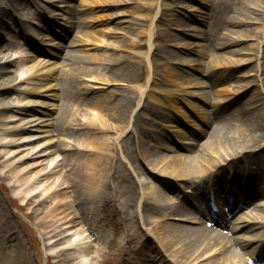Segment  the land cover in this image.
<instances>
[{
    "label": "bare ground",
    "instance_id": "obj_1",
    "mask_svg": "<svg viewBox=\"0 0 264 264\" xmlns=\"http://www.w3.org/2000/svg\"><path fill=\"white\" fill-rule=\"evenodd\" d=\"M27 1L28 4L30 2L33 7L38 8L37 0ZM181 1L176 2L181 3ZM211 1L207 0L205 4L210 5ZM132 2L133 0H116L112 6H123ZM142 2L151 11L158 7V12L149 15L154 25L147 36L146 51L139 49L134 52L140 61V69L137 67V62L130 57L117 61L109 59L104 62L113 80L119 79L130 84V87L128 91L120 90L99 99L97 106L89 108L84 122L80 124L78 105L85 102L89 94L96 90V84L93 83L98 81L97 78L88 79L85 71L78 68L65 69L66 71L61 74L63 76L60 79L66 86L64 89L76 90L72 111L67 101L60 106L61 108L56 104L62 99L56 90L63 88L54 81L57 80L58 70L71 62L70 54L63 53L65 49L73 47L81 49L84 47L83 42L73 38L70 44L63 47H59L56 40L52 41L50 47L47 45L68 3L65 0H42L43 10L36 14L28 9L25 1L0 0V29H4L3 23L10 15H13L12 23L16 26L10 32L7 46L14 45L12 53L20 57L16 66L21 77L17 106H10L8 101H10L9 93L13 91V78L6 75L12 60L2 62L0 56V149L3 153L0 174L3 175L6 171L12 196L20 199L22 204L27 200L26 205H35L36 202L31 200L38 195L53 200L54 206L46 215L40 213L41 216L38 218L42 223L46 247L50 249L62 245V249L56 255L60 261L56 264H75L78 258L71 257V251L82 256V254L88 255L92 250L87 245L90 236L84 238L79 228L86 216L94 210L95 202L104 195L105 190H110L108 178L104 173L109 172L112 160L115 158L111 138H108L111 131L108 123L112 122L118 137H122L123 145L130 146L131 152L127 154V158L133 162L135 169L146 175L148 177L146 179L151 180L153 186L152 191L145 192L141 198L139 211V223L147 231L143 237H150L154 244L149 248V253L145 254L146 257L148 255L151 258L142 260L137 257L131 264H249L248 259L256 254L255 247L258 255L256 258L253 257L257 260L261 259L264 257V233L262 234L264 162L262 166L253 168L251 177L244 179L237 189L231 186L226 192L225 200L228 198L227 201L231 205L235 203V207L230 211L221 205L218 207L211 198L215 194V186L219 187V182L224 183L228 180L231 185L236 177L241 179V165L248 166L246 161L253 153L264 152V103L258 106L261 107L260 114L255 112L256 106L249 109L240 106L233 110V107L244 97L241 95L249 92L251 83L237 85L230 91L216 89V86L232 77V69L252 63L253 60L232 59L226 62V65L215 62L212 75L207 76L211 82L191 78L185 85L193 92L184 96L179 95L172 87L181 83L182 73L178 70V66L186 65L187 61L182 60L173 65L169 59L173 53L168 48L185 49L189 54L198 55L199 47L193 42L175 44L177 39L171 34L167 36L162 29L159 34L155 33L157 23L161 19L159 14L167 9L162 6L163 0H142ZM175 4L172 1L168 11L174 10ZM206 5L205 9L209 6ZM245 7L244 11H234V16L228 20L231 26L251 24L254 23L252 15H264V9L260 4L248 3ZM19 9L18 13L14 12ZM192 10H187V13L190 14ZM216 10L214 9V12ZM89 12L86 8L77 9L78 22L75 23L73 20L76 17L71 18L69 34L73 33L77 23H81L82 27H90ZM210 15L204 13L194 18L193 23L204 26ZM29 19L34 23H29L27 21ZM182 25L184 24L176 23L178 28ZM183 31L184 33L191 31L194 34L187 37L203 41L204 30L192 27L184 28ZM262 34L258 42L260 47L256 61L262 59L264 31ZM229 35L225 43L216 46L218 49L233 48L246 40ZM166 38L169 40L167 41ZM171 40L174 43L169 44ZM99 47L102 46L95 43L88 50L95 51ZM205 47L208 48L207 45ZM229 53L234 56L240 54L241 50ZM219 57L225 60L222 56ZM59 59L62 60V64ZM86 62L92 63L90 60ZM146 62H149L153 68L152 79H146L148 74ZM100 80L106 84L110 83V80L104 77ZM259 81L260 77L257 76L255 82ZM259 86L262 92L263 88ZM227 92H231V95L226 96ZM200 103L212 105L210 112ZM174 114L181 120H176ZM146 120L160 127L166 126L168 133L171 134L169 142L176 146V150H172L167 144L160 148L163 151H173L177 153L176 156L165 155L161 160L154 158L150 142L155 139L154 133L157 129L156 126L148 125ZM164 121L169 122L163 125ZM216 121L218 125L212 128L211 133L205 131ZM189 122L192 126L188 124ZM189 126L192 127L193 132L190 138L186 134ZM201 127H204V130ZM208 134L210 137L207 141L200 143V138H206ZM77 135L81 143L79 150H83L81 155L87 151L88 140L95 141L93 149H96V152L86 165L81 159L71 165L68 164V158L73 152L74 137ZM185 135V139H180ZM197 146L202 150L192 154ZM181 152L187 153L186 157L180 155ZM146 162L152 169L144 167ZM236 165H239L238 168L233 170V166ZM69 166L71 168L67 170ZM136 184L137 181L133 179V187ZM200 184L207 192L199 188ZM254 190L259 193L260 201H263L254 206V209L262 208L259 212H255L254 209V212H251L250 204L248 208H243L251 200ZM173 192L177 193L181 202L177 204H174L175 201L170 202L169 198ZM208 192L210 197L202 196ZM84 197L89 200L88 204L83 202ZM199 198L204 199L205 209H213L209 217L213 226L227 228L230 222L229 214L233 215L232 218L235 216V221L233 224L231 222L230 228H227L231 235L222 234L220 235L222 237L217 239L211 228L203 226L202 218L181 217L183 207L192 206ZM242 210L244 213L237 217ZM38 212L37 206L34 208V214L38 215ZM184 223L200 227L189 231L195 237L194 243H188L182 238V233H186L187 229L182 226ZM151 225L154 226V230L148 228ZM165 230H168L167 233ZM233 242L239 250L249 256L245 263L241 262L240 255L232 252ZM95 255L97 259L104 257L101 249L96 250ZM254 263L250 262V264Z\"/></svg>",
    "mask_w": 264,
    "mask_h": 264
},
{
    "label": "rangeland",
    "instance_id": "obj_2",
    "mask_svg": "<svg viewBox=\"0 0 264 264\" xmlns=\"http://www.w3.org/2000/svg\"><path fill=\"white\" fill-rule=\"evenodd\" d=\"M21 1H25L28 5V9L36 14H39L43 10V6L41 5L42 0H37L38 8L33 7L30 2L28 4L27 0ZM65 1L68 4L65 5L64 12H62V16L58 20L59 24L57 25V28L54 29V33H52L49 37L47 45L50 47V45H52V41L56 40L59 47H63V45L70 44L73 38H77L83 42L84 47L81 49L80 47L65 49L63 53L66 55L68 53L70 54L71 62L66 63L65 67L58 70L56 73L57 80L54 81V83L59 84L60 88H63L56 90V93H58L62 98L56 104L59 108H61L60 106L66 104L65 101H67L72 111L74 108L73 104L75 103L74 100L76 90L67 91L64 89L66 86L63 85L60 79L63 76L61 74L66 71L65 69L74 70L75 68H78L79 70L85 71L88 75L86 76L88 79L94 80L97 78L98 81L93 83L96 84V90L89 94L85 102L78 105L80 117L79 122L82 124L89 108L97 106L99 99L105 98L108 94L119 92L120 90L128 91L130 84L120 81L119 79L113 80L111 74L107 71L108 68L104 65V62L109 59H111V61H117L118 59L130 57V59L137 62V67L140 69V61L134 52H137L139 49L146 51L145 43L148 40L147 36L149 35V31L152 29L151 27L154 25L153 22L150 21L149 15L151 13L152 15H155L158 12V7L151 11L147 9L142 0H133L131 4L115 7L112 6V4L115 3L116 0ZM172 1L176 3L174 5V10L168 11V6L172 3ZM176 1L177 0H163L162 6L167 10H165L164 13L159 14L161 19H159V22L157 23L155 33L159 34L162 29L166 32L167 36H170L171 34L177 39L175 44H192L193 42L198 45L199 54L192 55L185 49L179 50L173 47L168 48L171 49L170 52L173 53L169 58L173 62V65H176L182 60L187 61L186 65L182 64L178 66V70L182 73L181 83L173 85V90H175V92L179 95L184 96L189 92H193L191 88L185 85V83L189 82L191 78H197L202 82H211V79L207 76L212 75L211 73L214 71L213 65L215 62L220 65H226L229 61H232V59L247 60L250 58L253 60L252 63H247L246 65L232 69V77L227 78L226 81L216 86V89L230 91L233 87H237V85H248L250 82L251 89L246 95H241V97H244L233 107V110L238 109L240 106L245 107L246 109L256 106L257 109H255V112L260 114L261 107L259 108L258 106L264 103V86L262 85L264 84V43L262 44V59L258 60L259 64L258 61H256V57L260 47L258 42L260 41L261 36L263 35L262 32L264 31V15H252L254 23L246 24L244 26L233 27L228 23V20L234 16L235 10L244 11L246 8L245 5H248V3L251 5L256 3L260 4L264 9V0H212L210 5L207 4L209 6L206 7V9L205 3L207 0H182L181 3ZM80 8H86L90 11L88 14V19L91 23L90 27H82L81 23H77L76 27L73 28V33L69 34L68 30L72 25L71 18L73 16L76 17V19L73 20H75V23L78 22L76 12L77 9ZM51 9L54 8L51 7ZM191 9H193V12L190 14L187 13V10L189 11ZM214 9L217 10L214 12ZM19 11L20 9L14 12L18 13ZM204 13L211 14L207 19V23L204 24V26L194 24V18L202 16V14L204 15ZM12 16L10 15L4 23L2 22L4 29H0V37H2V41H0V52L2 51L0 56L3 59L2 62L12 60V65H9V71L6 75L7 77L13 78V91L9 93L10 101L8 102H10V106H17V100L19 99L18 91L21 90V77L16 66L19 63V60L13 59L15 57L12 53L14 45L13 47L7 46V41L11 35L10 32L16 27L14 23H12ZM27 21L29 23H34L32 19ZM176 23L184 25L178 28L176 27ZM192 27H197L202 31L204 30L203 41L194 37H187V35H193L194 33H191V31H186V33H184L183 29ZM229 34L246 40L241 41L233 48L225 50L218 49L216 46L225 43L230 37ZM166 40L168 41L169 38H166ZM95 43L101 45L102 47H99L95 51H89L88 49H90L91 45H94ZM171 43L174 42L171 40L169 44ZM205 45H207L208 48H206ZM236 50H241V53L234 56L229 53L230 51ZM73 54L75 55L73 56ZM219 56H222L225 60H222ZM87 60H90L92 63L86 62ZM58 61L62 64L61 59ZM145 67L148 71L146 79H152L153 68L151 64L146 62ZM256 75L260 77V81L258 83L255 82L257 79ZM103 77L110 80V83L106 84L101 81L100 79ZM17 79L19 80L17 81ZM257 85L262 86V92L259 88L260 86L258 87ZM227 95H231V92H227L226 96ZM201 106L209 112L212 107V105L209 106L204 104H201ZM55 117H53V119ZM174 118H176V120H181V118L175 116V114ZM167 122L169 121H164L163 125ZM146 123L152 127L156 126L157 129V132L154 133L155 139L150 142L154 158L156 160H161L165 158V155L170 157L176 156L177 153H174L173 151H163L160 148L162 145L167 144L170 148H172V150H176V146L169 142L171 134L168 133L166 126L160 127L149 120H146ZM188 124L192 126L190 122ZM217 125L218 123L216 121L212 124L210 129H205V131L211 133L212 128ZM114 126L115 125L112 124V122L108 123V127H111L108 138H111L115 151V158L112 160L109 172L104 173V175L108 178L107 181L109 183L110 190H105L104 195H102L101 198L95 202L96 204L93 206L95 207L94 210H91V213L86 216L85 220L82 222L81 228H79L80 233H82L81 235L84 236V238L90 236V241H88L87 245L92 248V250L88 255L82 254V256L77 255L74 251H71L70 256L78 258L75 264H131L133 259L137 257L142 260L144 258H151L148 255L146 257L145 254L149 253V248L154 244H152L153 241L152 239L150 240V237H143L147 231L142 228V225L139 223V211L141 198L145 192L152 191L153 186L151 185V180L146 179L148 178L146 175H142L141 172L135 169L133 162L127 158V154L131 152V149H129L130 146L128 144L127 146L123 145L122 137H118ZM190 126L189 129L186 130V134L189 135V138L190 135H193L192 127ZM201 128L204 130V127ZM185 137L186 135L182 136L180 139H185ZM209 137L210 134H208L206 138H200V143L206 142ZM94 143V140H88L86 143L87 151L83 153V155L85 154V156H83L81 155L83 150H79L81 144L79 136H75L73 142V152L68 158V164L71 165L75 163L76 160L81 159V161H83L86 165L90 161V157H92V155L96 152V149H93ZM200 150H202V148L197 146V148L192 151V154H196L197 151L199 152ZM180 155L186 157L187 153L181 152ZM2 156L3 153H1L0 149V163L3 166ZM262 162H264V152H262V154L253 153V155L250 156V159L246 161L248 166H244L245 164L241 165V179L236 177L232 180L231 185H229L230 183L226 180L224 183L219 182V187H217V185L215 186V194L211 197L213 202L218 207L222 206L224 209L229 211L235 203L227 205L224 198L225 193L231 189V186L237 189L244 179L251 177L250 174L253 172V168L262 166ZM238 166L239 165L233 166V170L238 168ZM144 167L149 170L152 169L147 162L144 163ZM70 168L71 167L69 166L67 170ZM7 176L6 171H4L3 175L0 174V264L58 263L60 259H57L56 255L62 249V245L60 247L50 249L46 247L41 227L42 223L38 220L41 216L39 215L40 213H45L46 215V213H48V211L54 206L53 200L49 198L45 199L38 195L37 197H33L31 200V202H36L35 205H26L27 200L24 204H22L20 199L12 196L11 189L7 183ZM133 179L137 181V184L134 187ZM199 186L200 189L203 188V192H207L202 184ZM75 189L72 190L76 191ZM254 191L251 196V200L248 201V205L253 203V201L255 203L260 200L259 193H256V190ZM202 196L210 197L211 195L210 192H208ZM82 200L87 204L89 203V200H86L85 197L82 198ZM169 200H171L170 202L175 201L176 203L174 204L181 202L179 197H177V193L174 192L171 193ZM39 202L40 204L38 205ZM37 206L39 212L38 215H35L34 208ZM205 206L206 204L204 199L199 198V200L194 202L192 206L183 207L181 217L202 218L204 224L203 226L211 228V231L214 232L213 235H217V239L218 237H222L220 236L222 234L228 236L231 235L227 228H230L231 222L233 224L235 216L232 218L233 215L231 216L229 214L228 218L230 219V222L227 228L213 226L212 222L209 220L210 212L212 211L205 209ZM246 207L247 205L244 209ZM243 210L241 214H237V217L244 213ZM117 226H121L122 228H118ZM182 226L185 227V229L187 228L186 233H182V238L188 243H194L195 237L189 231L193 229H200V227L190 223H184ZM148 228H150V230H154L153 225ZM165 231V233H167L168 230ZM263 233L264 230H262V234ZM99 249L103 251L104 257H99L97 259L95 251ZM246 251L248 252V250ZM255 251L256 254L253 256L256 258L258 255L257 247H255ZM232 252L240 255L241 262H244L246 258L249 257L246 252L239 250L234 242ZM250 253L252 254V252ZM253 256L248 259L247 262L249 264L250 262H255L254 264H264V257L257 260Z\"/></svg>",
    "mask_w": 264,
    "mask_h": 264
}]
</instances>
